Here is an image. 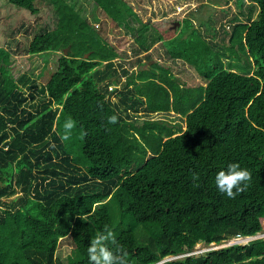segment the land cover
<instances>
[{
  "label": "trees",
  "instance_id": "obj_1",
  "mask_svg": "<svg viewBox=\"0 0 264 264\" xmlns=\"http://www.w3.org/2000/svg\"><path fill=\"white\" fill-rule=\"evenodd\" d=\"M37 1L6 3L36 15ZM48 1L56 27L40 29L26 54L62 51L56 42L61 33L76 45L54 57L45 83L37 80L46 64L36 76L15 75L11 52L0 47V264H89L90 241L105 226L130 264L170 257L176 258L164 264H264L263 238L220 246L236 235L264 232V0H235L256 13L249 7L245 20L227 19V44L214 41L218 29H209L208 45L196 29L185 36L183 27L160 43L168 59H180L199 75L204 85L193 88L179 86L157 62L130 71L153 60L148 52L158 38L146 34L148 25H131L136 15L124 0L91 1L134 33L129 68L113 63L127 54L66 0ZM120 78L122 90L111 89ZM60 110L75 121L76 144L65 143L54 128ZM170 112L184 123L173 137L163 140L161 123L154 122L150 135L141 134L144 145L126 140L123 127L137 123L134 114ZM112 115L116 124L108 123ZM234 163L252 179L229 199L215 176ZM61 243L70 246L65 262L56 256ZM196 244L218 248L193 254Z\"/></svg>",
  "mask_w": 264,
  "mask_h": 264
},
{
  "label": "rangeland",
  "instance_id": "obj_2",
  "mask_svg": "<svg viewBox=\"0 0 264 264\" xmlns=\"http://www.w3.org/2000/svg\"><path fill=\"white\" fill-rule=\"evenodd\" d=\"M124 1L131 6L136 15V21L131 22V25H133L135 29H138L144 25H148L146 34H150L155 39L158 38L157 40H159V38L168 40L170 38H174L176 32L179 30L178 27H173L174 25H181L184 19H190L193 25H182L185 33L184 35H191L196 29L195 31L200 34V37L208 41V45H211V43H209L211 37L207 36L210 33L209 29H218L217 37L214 39L215 42L220 43V45L223 42L227 44L228 36L230 34V29L227 28L229 25H226L228 24L227 19L235 16L239 20H245L247 9L249 7H252L254 10L253 16L256 13V7L246 5V1L243 2L242 8L237 7L235 0ZM214 1L222 3L215 4ZM224 1H227L225 5L229 7L219 8V5H223ZM66 3L74 12H76L80 17L84 18L87 23L95 29L96 32L107 36L109 42L117 48L119 53L127 54L126 58L113 59V63L118 64L121 61L129 68V63L134 59L130 55L129 51V44L135 39L134 33L131 31L127 32L124 27L119 25V22H113L107 18L98 7H95L91 0H66ZM36 8L38 9V13L36 15H31L27 11L13 8L6 3V0H0V47L6 48L11 52L15 64V68L12 70V72L15 75L28 72L36 76L41 72L42 68L45 67L46 64V68H43V76L37 80V83L40 84L45 83L46 79L53 72L54 57L62 53V51L65 55H67L69 52H74V46L76 44L73 45L72 41H69L67 38L62 40L64 35L61 33L60 36H58L56 42L62 51H58L56 53L51 52L48 54V56L47 54L28 56V54H26V49L29 45V42L40 31V29L44 28L51 30L56 27L54 20V5H52L48 0H38L36 3ZM199 18L202 19V23H204V25L200 23L198 20ZM209 20L211 23H213V25H210L211 23ZM218 22L223 24V30L219 29L220 24ZM65 45L66 47H64ZM160 45V43L156 44L149 55L152 56L160 66H163L164 68L166 67L170 72L179 75L177 79L180 80V83L183 85L190 87L196 86L198 82H194V77L182 78L183 73L185 72H183V69L180 70V67L184 66L183 63L176 62V64H173L171 60H167L168 58ZM71 46L73 49L70 51ZM214 52H217V54L221 55L223 51L216 49ZM88 56L89 53H84L83 55L84 58H88ZM44 59H46V61H44ZM146 64L148 63L145 60L141 66H136V69L130 68V71L132 70L133 73H136L138 69L145 68ZM184 79H187L186 83L183 82ZM123 81L124 78H120V84L117 87H114V85L111 86V89L117 88L122 90V84L124 83ZM172 114L174 113L172 112ZM134 115L136 116L137 123H135L133 126L127 125L123 127L124 136L129 143H132L134 139H137L140 144L144 145V136L147 133L150 135V132H153L152 129L154 127V122L161 123L158 125L160 129L163 130V140L168 137H173L177 134L175 128L176 125H179L182 129H184L183 120L178 116L175 117L171 114H154L153 116H145L140 113ZM68 120V118H65L62 115V111L60 110L55 120L54 128L59 131L62 136L65 133V122ZM144 121H149L150 124H144ZM73 131L74 128L71 131L70 138L64 140L65 143H77L78 135L74 134ZM142 133H144V136L141 135ZM261 238L264 239V232H260L256 235V239ZM208 247L218 248V246H214L212 244ZM208 247H205L202 244H196L193 254L202 253ZM69 252L70 246L61 243L57 249L56 256L60 258L61 261L65 262L66 256L69 254ZM174 258L176 257H170V260ZM164 260L157 264H164Z\"/></svg>",
  "mask_w": 264,
  "mask_h": 264
},
{
  "label": "clouds",
  "instance_id": "obj_3",
  "mask_svg": "<svg viewBox=\"0 0 264 264\" xmlns=\"http://www.w3.org/2000/svg\"><path fill=\"white\" fill-rule=\"evenodd\" d=\"M117 122L118 117L116 115L108 118L109 124H116ZM75 126V121L71 119L66 121L64 125L65 133L61 139H69L71 131ZM193 179L198 180L199 176L194 175ZM251 179L252 173L250 170L241 168L239 164L234 163L228 165L226 171L222 170L216 174L215 183L219 192L225 194L229 199H235L236 196L248 188ZM196 186L198 187L199 185ZM109 244H112L114 247L109 248ZM128 256V252L122 245L117 243L114 232L107 226H105L103 231L96 233L88 247L89 264H130Z\"/></svg>",
  "mask_w": 264,
  "mask_h": 264
},
{
  "label": "crops",
  "instance_id": "obj_4",
  "mask_svg": "<svg viewBox=\"0 0 264 264\" xmlns=\"http://www.w3.org/2000/svg\"><path fill=\"white\" fill-rule=\"evenodd\" d=\"M246 5H248L247 2H246ZM226 7L228 8L229 6L226 5ZM179 26H180V27H179ZM173 27H174V26H173ZM176 27H178L179 30L176 32L175 37H176V35H178L179 32L181 31V29H182V24H181V25H176L175 28H176ZM171 39H173V38H170V39H168V40H163V39L158 40V41L152 46V48L149 50L148 53H151V52H152V50H153V48H154V46H155L156 44H159V43H161V42H167V41H170ZM162 48H163V52H164L165 55H166V48H165V47H162ZM167 60H171V62H172L173 64H176V62H182L184 66H183V67H180V70L183 69V72H185V73H183V77H182V78H184V77H192V78H193V77H194V82H198V84H197L196 86L204 85V83L201 81L199 75H198V74L195 72V70H194L191 66H189L187 63L181 61L180 59H175V60H173V59H167ZM154 62H156V61L153 59L152 61L148 62V64L151 65V64H153ZM161 67H163V66H161ZM133 69H136V68H133ZM165 69H167V68L165 67ZM167 70H168V69H167ZM168 71H169V70H168ZM136 72H137V71H136ZM169 72H170V71H169ZM170 73L175 77L176 82H177V84H178L179 86H181V87H190V86H185V85H183L182 83H180V80L177 79L179 75L174 74L173 72H170ZM180 73H181V72H180ZM195 79H196V80H195ZM186 80H187V79H184L183 82L186 83ZM196 86H192L191 88L196 87ZM139 114H140V113H139ZM170 114L173 115L172 112H170Z\"/></svg>",
  "mask_w": 264,
  "mask_h": 264
},
{
  "label": "built area",
  "instance_id": "obj_5",
  "mask_svg": "<svg viewBox=\"0 0 264 264\" xmlns=\"http://www.w3.org/2000/svg\"><path fill=\"white\" fill-rule=\"evenodd\" d=\"M254 239H256V236L243 237L241 235H236L234 238H231V239L227 240L222 246H231V245H236V244H245V243H248V242H250V241H252ZM212 248H214V247H212ZM166 260H170V258H166L164 261H166Z\"/></svg>",
  "mask_w": 264,
  "mask_h": 264
},
{
  "label": "water",
  "instance_id": "obj_6",
  "mask_svg": "<svg viewBox=\"0 0 264 264\" xmlns=\"http://www.w3.org/2000/svg\"><path fill=\"white\" fill-rule=\"evenodd\" d=\"M176 25H174V27H175ZM87 56V55H86Z\"/></svg>",
  "mask_w": 264,
  "mask_h": 264
}]
</instances>
